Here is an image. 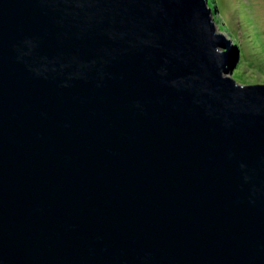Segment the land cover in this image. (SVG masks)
I'll return each mask as SVG.
<instances>
[{
    "label": "water",
    "instance_id": "water-1",
    "mask_svg": "<svg viewBox=\"0 0 264 264\" xmlns=\"http://www.w3.org/2000/svg\"><path fill=\"white\" fill-rule=\"evenodd\" d=\"M207 0H0V264H264V82Z\"/></svg>",
    "mask_w": 264,
    "mask_h": 264
},
{
    "label": "rangeland",
    "instance_id": "rangeland-1",
    "mask_svg": "<svg viewBox=\"0 0 264 264\" xmlns=\"http://www.w3.org/2000/svg\"><path fill=\"white\" fill-rule=\"evenodd\" d=\"M207 3L216 31L242 44L243 58L231 68L230 75L242 84L264 82V59L251 58L255 51L264 50V0H207Z\"/></svg>",
    "mask_w": 264,
    "mask_h": 264
},
{
    "label": "trees",
    "instance_id": "trees-1",
    "mask_svg": "<svg viewBox=\"0 0 264 264\" xmlns=\"http://www.w3.org/2000/svg\"><path fill=\"white\" fill-rule=\"evenodd\" d=\"M217 7V6H216ZM238 44V47H239V50H240V46L242 45V44H240V43H237ZM263 52H264V50H259V51H255V53H253V55H251V58L253 59V60H255V61H258V60H262V59H264V55H263ZM244 53V51H242V53H241V50H240V57H242L243 58V56H242V54ZM239 60H240V58H239ZM241 61H242V59H241ZM240 83V82H239ZM250 83H260V82H249V83H247V84H250Z\"/></svg>",
    "mask_w": 264,
    "mask_h": 264
},
{
    "label": "clouds",
    "instance_id": "clouds-1",
    "mask_svg": "<svg viewBox=\"0 0 264 264\" xmlns=\"http://www.w3.org/2000/svg\"><path fill=\"white\" fill-rule=\"evenodd\" d=\"M215 7H216V5H215ZM215 9V8H214ZM215 11V10H214ZM214 20V19H213ZM237 43V42H236ZM260 83H263V82H260Z\"/></svg>",
    "mask_w": 264,
    "mask_h": 264
}]
</instances>
